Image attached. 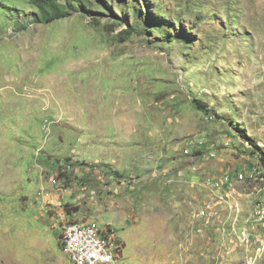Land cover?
<instances>
[{"label": "rangeland", "instance_id": "1", "mask_svg": "<svg viewBox=\"0 0 264 264\" xmlns=\"http://www.w3.org/2000/svg\"><path fill=\"white\" fill-rule=\"evenodd\" d=\"M38 1L63 18L46 22L35 0H0V264H71L60 207L43 199L64 165L73 163L63 189L80 169L103 166L78 160L79 125H144L182 159V186L202 185V164L181 148L216 152L204 166L212 174L257 168L264 178V0ZM103 168L131 187L153 179ZM235 186L254 207L264 181ZM111 209L96 221L123 241L118 264H165L155 243L163 228L137 208L120 227L126 211ZM251 237L246 254L223 258L188 241L173 264H264V241Z\"/></svg>", "mask_w": 264, "mask_h": 264}, {"label": "crops", "instance_id": "2", "mask_svg": "<svg viewBox=\"0 0 264 264\" xmlns=\"http://www.w3.org/2000/svg\"><path fill=\"white\" fill-rule=\"evenodd\" d=\"M109 126L79 125V131L82 133L80 142L84 148L81 154L83 158L79 157L78 160L82 163L85 161L99 166H110L124 172L119 174L121 177L123 174L127 177L139 174L142 177L140 181L150 175H153V179L142 187L138 185L131 187L123 183L119 184V180L113 179L114 176L111 177L109 170L103 171V166L97 169L95 167L91 171L82 168L77 171L78 180L72 179L71 187L65 188L62 196L51 188L49 191L53 193L45 196L43 199L45 203L48 202L50 207L55 209L62 199L65 206L66 204L72 206L71 209L68 207L72 212L71 217L79 221H96L103 211L113 210L111 208L116 209L114 214L124 210L125 216L118 221L116 219L120 227L130 225L135 208L138 212L142 210L140 214L144 215L147 221L151 220L163 228L160 242L153 241L159 245V251L161 250L159 258L163 259L161 261L165 264L175 263L179 255H182L185 245L189 244L188 241H192V245L196 243L198 251L203 248L208 249V254L212 258L229 257L235 252L246 254L247 251L236 239H234L236 244H229L233 214L223 211V208L220 209V217L224 220V224L217 221L207 223L204 219L196 217L198 209L210 195L198 185L182 186L183 184L179 183L180 173L185 176L188 170L182 168L184 165L182 159H177L176 154L168 152L171 146L167 140L160 142L159 139L156 144L149 139V134L144 133L146 128L144 125L139 126L138 133H135L131 125H112L114 132L109 131ZM182 150L183 148L180 151ZM133 165H137L139 170L137 171ZM186 165L185 167H188ZM173 177L178 180L174 184H169L168 178ZM82 185H86L89 192L84 191ZM94 193L97 196H93ZM94 198H98L100 203L94 202ZM239 201L242 212L238 223V235L246 231L263 242L264 236L261 233H264V224L253 223L251 219L253 202L248 197H242V194ZM250 201L252 206L249 209ZM140 214L138 213L137 216H141ZM151 237L154 239L153 233Z\"/></svg>", "mask_w": 264, "mask_h": 264}, {"label": "built area", "instance_id": "3", "mask_svg": "<svg viewBox=\"0 0 264 264\" xmlns=\"http://www.w3.org/2000/svg\"><path fill=\"white\" fill-rule=\"evenodd\" d=\"M226 146H228V144H226ZM182 151L190 158L192 166L194 163L197 165L198 163L202 164V185L198 187L206 191L209 190L211 193L209 199L204 203L202 202L203 204L198 209L196 217L204 219L207 223L217 221L220 222V224H224V220L220 217V209L223 208V211L233 214L230 227L231 231L229 234L231 236V242H229V244H236L234 242V239H236L238 244L242 247L247 248V246H251L253 243L251 234L242 231L240 236L238 235L237 229L242 211L239 201L240 192L236 188L235 183H241L245 180L264 181L262 171L253 168L247 173L238 174L235 178H233L229 172H222L216 175L210 173L207 167H204L205 163L208 162L207 158L215 159L217 157L216 152L201 154L198 150L195 152L186 148ZM197 165L194 167V171ZM72 166L73 163L61 167L52 181L55 186H58L55 191H57L60 196H62L64 192L62 176L64 174L67 175V172L72 169ZM176 180H178V178H168V183L174 184ZM63 205L64 204H59L55 209L60 207L57 208V210L60 211L58 215L59 223L62 228L61 242L63 250L71 264H118V258L122 253L124 243L119 238L117 230L111 225L101 226L97 221L93 220H74L69 215L67 207L65 206L64 209L61 207ZM61 209H63L62 212ZM251 219L253 223L264 224V189L261 198L254 204ZM225 231L224 229V232ZM225 248L227 249L228 245L225 246Z\"/></svg>", "mask_w": 264, "mask_h": 264}, {"label": "trees", "instance_id": "4", "mask_svg": "<svg viewBox=\"0 0 264 264\" xmlns=\"http://www.w3.org/2000/svg\"><path fill=\"white\" fill-rule=\"evenodd\" d=\"M57 2V1H56ZM35 4L41 9L42 13H43V20H45L46 22H52L54 20H58L63 18V15H51V12L48 11V9H45L46 7L44 5H42L41 1L35 0ZM55 13V12H54ZM133 34V33H132ZM194 103L196 105V107L203 112H208L209 111V105L198 100L195 99ZM67 211H69V209L67 208Z\"/></svg>", "mask_w": 264, "mask_h": 264}]
</instances>
